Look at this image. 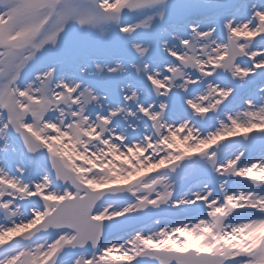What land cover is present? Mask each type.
Returning <instances> with one entry per match:
<instances>
[{"label": "snow or ice", "instance_id": "obj_1", "mask_svg": "<svg viewBox=\"0 0 264 264\" xmlns=\"http://www.w3.org/2000/svg\"><path fill=\"white\" fill-rule=\"evenodd\" d=\"M0 264H264V0H0Z\"/></svg>", "mask_w": 264, "mask_h": 264}, {"label": "rangeland", "instance_id": "obj_2", "mask_svg": "<svg viewBox=\"0 0 264 264\" xmlns=\"http://www.w3.org/2000/svg\"><path fill=\"white\" fill-rule=\"evenodd\" d=\"M252 134H254V133H252ZM238 137H230V138H228V139H237ZM177 143L179 144V140H177ZM180 147H181V145H180ZM258 152V151H257ZM124 183H126V182H124V181H120V184H124ZM114 256L116 255L115 253L113 254Z\"/></svg>", "mask_w": 264, "mask_h": 264}, {"label": "water", "instance_id": "obj_3", "mask_svg": "<svg viewBox=\"0 0 264 264\" xmlns=\"http://www.w3.org/2000/svg\"><path fill=\"white\" fill-rule=\"evenodd\" d=\"M133 226L134 227H142V224L141 223H138V222H134Z\"/></svg>", "mask_w": 264, "mask_h": 264}, {"label": "bare ground", "instance_id": "obj_4", "mask_svg": "<svg viewBox=\"0 0 264 264\" xmlns=\"http://www.w3.org/2000/svg\"><path fill=\"white\" fill-rule=\"evenodd\" d=\"M254 134H255V131L253 132ZM181 147L183 148L184 147V145H181ZM259 154V152H257V155Z\"/></svg>", "mask_w": 264, "mask_h": 264}]
</instances>
